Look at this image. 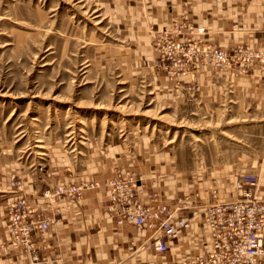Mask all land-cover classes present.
Instances as JSON below:
<instances>
[{
    "label": "rangeland",
    "instance_id": "1",
    "mask_svg": "<svg viewBox=\"0 0 264 264\" xmlns=\"http://www.w3.org/2000/svg\"><path fill=\"white\" fill-rule=\"evenodd\" d=\"M250 1L0 0V205L9 244L7 203L18 195L34 203L30 190L43 198L58 182H71H51L55 158L76 174L87 159L107 167L111 159L151 154L182 178L175 191L198 199H212L214 190L219 196L221 170L229 188L236 174L262 185L264 111L234 87L216 92V100L195 99L189 77L173 74L167 60L159 65L155 50L156 36L177 34L186 21L207 28V43L223 44L211 26L216 18L237 38L232 9L244 11ZM235 38L222 46L264 49V41ZM159 179L146 182L159 190ZM55 215L58 224L63 215ZM147 250L146 264H169L150 243Z\"/></svg>",
    "mask_w": 264,
    "mask_h": 264
},
{
    "label": "built area",
    "instance_id": "2",
    "mask_svg": "<svg viewBox=\"0 0 264 264\" xmlns=\"http://www.w3.org/2000/svg\"><path fill=\"white\" fill-rule=\"evenodd\" d=\"M205 27L186 21L177 34L156 36L155 50L168 61L173 74L194 79L196 72L213 68L232 76L264 78V49L244 43L232 47L207 43ZM208 64V65H206ZM254 175L238 176L232 194L221 198L215 190L202 203L188 193L168 200L132 167L112 171L103 182L80 179L60 181L43 198L54 202L67 197L75 204L90 190H103L108 198L105 213L116 225L131 223L149 232L147 240L169 264H264V195ZM196 205V207H195ZM11 244L28 257L37 258V244L44 243L57 222L60 209L40 208L18 195L6 205ZM194 225L193 233L191 229ZM188 245L184 250V246ZM175 249L176 251H172ZM194 251V253H191Z\"/></svg>",
    "mask_w": 264,
    "mask_h": 264
},
{
    "label": "crops",
    "instance_id": "3",
    "mask_svg": "<svg viewBox=\"0 0 264 264\" xmlns=\"http://www.w3.org/2000/svg\"><path fill=\"white\" fill-rule=\"evenodd\" d=\"M245 9L244 11H239L238 8L237 10L232 9L234 11L232 16L237 17L241 24L240 33L235 34L237 38L234 37V33L230 30L226 20L219 18L213 20L214 23L211 26L213 25V27L215 26L214 29H217L216 33L220 43L226 44L231 38L237 39L236 41L249 42L251 45L257 41H264V0H252L246 4ZM222 14L219 16L222 17ZM201 21L203 22V19L199 17V22L201 23ZM195 25L201 26L196 23ZM209 32L213 31L210 30ZM212 37L213 35L209 33L208 39ZM190 81L195 99L216 100L218 95L216 92L225 90L227 87H234L233 89H236L241 98L247 99L246 101L253 103V106L264 111V81L259 82L255 77L232 76L229 71H218L209 67L196 72L194 79ZM148 155L136 159L128 158L127 155L114 160L111 159V163L107 167H98L96 162L92 164L87 159L84 164L85 168H79L76 174L65 173L69 170L72 171L71 168L67 167L62 159L59 162L55 158L53 161L51 159L48 171L52 183L57 177L68 178L71 182H78L82 178L89 180L102 179L109 174L113 166L132 167L142 173L145 178L154 174L160 176L159 190L165 195L166 199L171 200L177 194H184L182 189L175 191L177 185L174 181L180 180L183 182V180L179 175L174 174L170 167L166 166L170 162L167 164L166 160L157 164L152 161L151 154ZM225 175H227V171L224 170L218 173L220 177L219 197L221 198L233 195L232 190L228 187V182H224L226 181V178H223ZM238 175L241 174H236V176ZM196 177L195 173L194 178ZM261 184L259 189L264 194V181ZM37 191V189L29 191L31 192V201L41 208H59L63 219L51 227L46 247H44V243L37 244V258L32 259L7 241L8 233L6 234L3 228L5 221L1 211L3 205H0V255L3 257L0 262L3 261L2 264H146L147 261H151V257L147 253V246L152 242V240H147L149 232L131 223L116 225L105 213L108 198L103 190L87 191L78 205L67 197H60L52 203H47ZM190 192L191 190H188L185 193L191 195ZM192 197L196 204L202 203L203 199L207 198V196L203 197L202 195L199 196V199L197 195ZM193 230L195 231L194 225L191 233H193ZM134 246L141 249V253L139 251V253L133 252ZM187 247L188 245L184 246V250ZM172 251L176 250L173 249ZM144 253H146V256ZM191 253H194V251ZM167 257L164 256L163 258Z\"/></svg>",
    "mask_w": 264,
    "mask_h": 264
},
{
    "label": "bare ground",
    "instance_id": "4",
    "mask_svg": "<svg viewBox=\"0 0 264 264\" xmlns=\"http://www.w3.org/2000/svg\"><path fill=\"white\" fill-rule=\"evenodd\" d=\"M204 27V26H203ZM206 29V28H205ZM244 175H249V174H241L240 176H244ZM236 178H237V176H236Z\"/></svg>",
    "mask_w": 264,
    "mask_h": 264
}]
</instances>
